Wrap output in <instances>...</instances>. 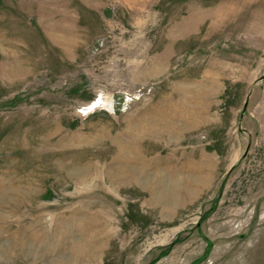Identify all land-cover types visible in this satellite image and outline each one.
<instances>
[{
    "label": "rangeland",
    "instance_id": "obj_1",
    "mask_svg": "<svg viewBox=\"0 0 264 264\" xmlns=\"http://www.w3.org/2000/svg\"><path fill=\"white\" fill-rule=\"evenodd\" d=\"M0 264H264V0H0Z\"/></svg>",
    "mask_w": 264,
    "mask_h": 264
},
{
    "label": "water",
    "instance_id": "obj_2",
    "mask_svg": "<svg viewBox=\"0 0 264 264\" xmlns=\"http://www.w3.org/2000/svg\"><path fill=\"white\" fill-rule=\"evenodd\" d=\"M246 104H247V100H246V102H245V104H244V105L246 106Z\"/></svg>",
    "mask_w": 264,
    "mask_h": 264
},
{
    "label": "bare ground",
    "instance_id": "obj_3",
    "mask_svg": "<svg viewBox=\"0 0 264 264\" xmlns=\"http://www.w3.org/2000/svg\"><path fill=\"white\" fill-rule=\"evenodd\" d=\"M172 120V119H171ZM173 121V120H172ZM166 123V122H165Z\"/></svg>",
    "mask_w": 264,
    "mask_h": 264
}]
</instances>
